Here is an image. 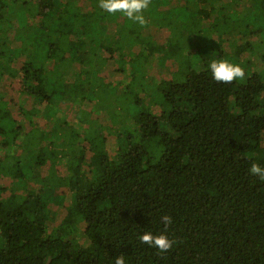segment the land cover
I'll return each instance as SVG.
<instances>
[{"label": "trees", "instance_id": "obj_1", "mask_svg": "<svg viewBox=\"0 0 264 264\" xmlns=\"http://www.w3.org/2000/svg\"><path fill=\"white\" fill-rule=\"evenodd\" d=\"M218 1L229 4L152 0L141 27L99 0H0V264H115L121 254L126 264H264V180L249 173L264 168V83H217L209 65L186 68L179 55L199 47L190 36L227 31ZM181 8L185 21L172 22ZM171 50L183 65L156 83V99H124L138 110L124 114L134 129L113 152L90 143L58 154L45 139L62 128L46 112L97 95L119 72L130 88L153 53ZM61 191L67 208L55 205ZM165 215L176 243L161 253L139 236L164 233Z\"/></svg>", "mask_w": 264, "mask_h": 264}, {"label": "rangeland", "instance_id": "obj_2", "mask_svg": "<svg viewBox=\"0 0 264 264\" xmlns=\"http://www.w3.org/2000/svg\"><path fill=\"white\" fill-rule=\"evenodd\" d=\"M260 1L228 0V6L218 1L219 8L222 4L224 5V12L220 9L217 12L228 17V23L222 27V30L227 31L216 34L212 32L210 36H190L189 40L199 47H194L193 50L191 49L188 52L189 46L187 45L181 49V52L179 51V55L182 54L181 60L185 59V62L191 61L190 64H185L186 68L196 64L205 67L210 65L212 60L226 59L230 63L239 64L245 69L244 78L234 81L236 84H244L253 75H258L264 83V11L259 7ZM173 8L169 7L168 10ZM172 13L174 16L173 21L170 13L167 12L172 22H175L177 17L179 24H181V21H185L187 13L182 8L179 11H172ZM220 19L223 20L222 17ZM228 24L233 27L228 29ZM188 29L191 30V27L188 26ZM188 29L187 31L189 32ZM193 30L196 31L197 29ZM163 42L164 40L159 38L158 44ZM183 54H186V56ZM171 56H174L172 50L171 53L163 55H159L157 51L153 53L150 64L146 66L143 74H141L145 77L144 81L138 79L139 82H137V80L133 81L130 79L132 86L130 88H126L125 72H119L115 76L110 75L108 77V82H105L104 86L98 90L97 95H90L85 100L78 96L65 109L55 107L53 110L46 112L45 119H47V123L49 121L50 124H56L62 128L49 134L45 132V139L54 141L55 150L58 154L61 151L60 145H65L71 150L73 148L72 144H80L83 149H87V145L90 143L93 147L95 144L110 147L111 152H113L120 143H124L126 140V129H134L133 122H129L127 118L124 119V114L130 117L129 113L132 110H138L136 102L133 103L134 108H132L124 99L128 98L130 100V94L132 99L134 94L138 97H144L145 103L156 99L158 96L156 83L160 79H168L173 76L177 72V68L184 63V61L179 60L178 62V60L172 59ZM140 82L145 84L142 96H139L134 89L136 84ZM115 86L117 89L112 91ZM261 98L262 100L264 99V90L261 93ZM259 108L260 112L264 113V105ZM123 119L126 122H123ZM44 130L46 131V129ZM73 159L74 154L72 152L67 153L65 156L66 171H71ZM5 182L10 184V179ZM65 187L68 186L66 185ZM67 192L65 190V194ZM65 194H62L61 191V202L57 200V203H55L56 207L63 208L66 206L65 208H67L69 199L64 197L67 195Z\"/></svg>", "mask_w": 264, "mask_h": 264}, {"label": "clouds", "instance_id": "obj_3", "mask_svg": "<svg viewBox=\"0 0 264 264\" xmlns=\"http://www.w3.org/2000/svg\"><path fill=\"white\" fill-rule=\"evenodd\" d=\"M152 0H99V7L105 12L115 15L116 13L124 14L129 20L139 24L141 27H146L149 20L146 19L144 12L151 5ZM213 79L217 83L231 84L238 79H243L245 69L239 64L230 63L226 59L212 60L209 65ZM252 176L264 180V168L258 163H252L249 169ZM162 223L165 226V232L159 235H154L148 231L139 236L142 243L150 247L158 249L161 253H166L173 248L176 243L169 239L166 234L168 227L171 226L173 218L165 215L162 218ZM115 264H126L124 254L115 258Z\"/></svg>", "mask_w": 264, "mask_h": 264}]
</instances>
